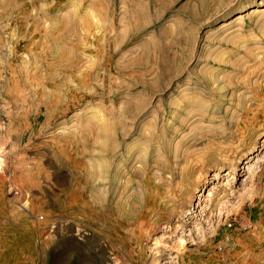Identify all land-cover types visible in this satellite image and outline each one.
I'll return each instance as SVG.
<instances>
[{
    "label": "rangeland",
    "instance_id": "rangeland-1",
    "mask_svg": "<svg viewBox=\"0 0 264 264\" xmlns=\"http://www.w3.org/2000/svg\"><path fill=\"white\" fill-rule=\"evenodd\" d=\"M0 210V264H264V0H0Z\"/></svg>",
    "mask_w": 264,
    "mask_h": 264
},
{
    "label": "bare ground",
    "instance_id": "bare-ground-1",
    "mask_svg": "<svg viewBox=\"0 0 264 264\" xmlns=\"http://www.w3.org/2000/svg\"><path fill=\"white\" fill-rule=\"evenodd\" d=\"M258 11H260V9H259V7H255V9H254V11L253 12H258ZM242 17V15H240L238 18H241ZM105 140H103V142H104ZM107 145V144H106ZM102 149H104V148H102ZM112 149V148H111ZM117 149V148H116ZM110 150V149H109ZM106 151V150H105ZM106 156V155H105ZM113 157V156H112ZM105 163L107 164V162H106V160H105ZM124 168V167H123ZM195 171V170H194ZM104 173V175H105V173L106 172H103ZM192 173H193V170L192 169H183L182 171H181V173H180V181H178L176 184L177 185H174V186H171V191H175L176 190V188L177 187H180L181 186V184L184 182V180L186 179V177L187 176H189V175H192ZM118 180V179H117ZM183 185V184H182ZM168 188V187H167ZM189 188V187H188ZM194 188V185L192 184V188L190 189H188V190H192ZM177 192V191H176ZM170 195V194H169ZM117 196V195H116ZM190 196V195H189ZM3 210H5V209H3ZM172 210V209H171ZM1 211V210H0ZM258 240H259V236H258ZM253 243V242H252ZM256 245H259V242H256L255 243ZM254 245V244H253ZM255 246V245H254ZM256 251H258V250H253V254H254V257L252 258V260H253V262L255 263V264H259V253L258 252H256ZM247 259V258H246Z\"/></svg>",
    "mask_w": 264,
    "mask_h": 264
}]
</instances>
